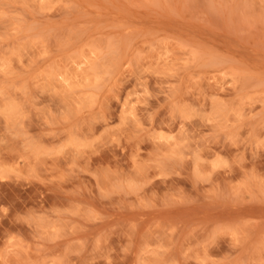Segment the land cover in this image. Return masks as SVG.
I'll return each mask as SVG.
<instances>
[{
	"label": "rangeland",
	"instance_id": "1",
	"mask_svg": "<svg viewBox=\"0 0 264 264\" xmlns=\"http://www.w3.org/2000/svg\"><path fill=\"white\" fill-rule=\"evenodd\" d=\"M0 264H264V0H0Z\"/></svg>",
	"mask_w": 264,
	"mask_h": 264
}]
</instances>
